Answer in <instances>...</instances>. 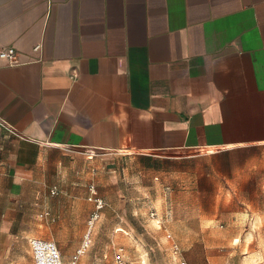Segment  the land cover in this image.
<instances>
[{"label": "crops", "instance_id": "0c3cea01", "mask_svg": "<svg viewBox=\"0 0 264 264\" xmlns=\"http://www.w3.org/2000/svg\"><path fill=\"white\" fill-rule=\"evenodd\" d=\"M8 45L18 63L0 57V120L12 128L0 123V222L14 238L51 220L64 264H80L95 233L125 225L120 186L113 198L94 180L44 179L72 169L78 151L180 173L184 193L197 187L196 202L226 206L238 221L264 205V0H0ZM163 187L165 217L149 213L158 227L172 217ZM121 248L126 256L114 233L107 250ZM172 255L171 264L185 258ZM250 256L255 264L254 253L244 264Z\"/></svg>", "mask_w": 264, "mask_h": 264}, {"label": "rangeland", "instance_id": "374dc122", "mask_svg": "<svg viewBox=\"0 0 264 264\" xmlns=\"http://www.w3.org/2000/svg\"><path fill=\"white\" fill-rule=\"evenodd\" d=\"M90 160L87 154L78 151L67 159L68 164L74 165L72 169L44 174L48 185L67 180H94L99 186H107L106 191L113 198L118 197L119 186L126 193L125 225L112 221L103 230V236L100 232L95 233L93 245L78 253L80 264H113L115 255L107 250V245L112 244L114 233L117 239L119 232L131 264H171V247L174 248L175 244L191 264H244L246 256L252 253L256 256L255 264H264V205L246 206L242 219L238 221L232 218L231 210L226 206H202L196 202L197 187L189 189L191 194L184 193L188 189L184 187L180 173L164 175L144 171L129 158L106 157L100 164ZM93 166L96 168L94 172ZM156 174L160 175L159 180L154 178ZM104 182L115 184L104 185ZM166 183L171 185L169 202L173 204L169 209H172V217L158 227L159 220L155 224L149 213L152 207H156L165 217L166 208L161 196L164 197ZM205 207L211 208L212 212L203 215ZM251 214L254 217L247 219ZM203 216L213 218L208 220ZM29 224L32 227L30 236L55 242L53 221L39 219ZM118 226L127 233L115 231ZM2 228L0 222V264H36L28 240L30 236L14 238L9 230ZM250 231L253 235L248 237Z\"/></svg>", "mask_w": 264, "mask_h": 264}, {"label": "built area", "instance_id": "2783aa9c", "mask_svg": "<svg viewBox=\"0 0 264 264\" xmlns=\"http://www.w3.org/2000/svg\"><path fill=\"white\" fill-rule=\"evenodd\" d=\"M40 46L41 44H37L35 46V49H38ZM0 57L5 59L10 65H15L18 63L17 49L13 45L0 47ZM0 123H2L3 125H6L10 130H12V128L8 126L7 124H5V122H3L2 120H0ZM91 191H92V194L90 196V199H94V201L96 202V207L98 209L102 208L104 206V200L101 197H98L95 195L96 190L93 188V185L91 186ZM152 214H155V212H152ZM97 216H98L97 212L92 214L89 220L90 227L94 223ZM88 244H89V241L86 236L83 241V244L79 248V251H82L83 249H85L88 246ZM31 245H32V249L34 252L36 264H64L60 248L58 247L56 242L46 240L43 238L34 237L31 239ZM173 252L175 254H178L180 252V248L177 244L174 245ZM179 263L180 264H190L183 257L180 258ZM113 264H131V262L124 255L122 248L116 252Z\"/></svg>", "mask_w": 264, "mask_h": 264}, {"label": "bare ground", "instance_id": "6f19581e", "mask_svg": "<svg viewBox=\"0 0 264 264\" xmlns=\"http://www.w3.org/2000/svg\"><path fill=\"white\" fill-rule=\"evenodd\" d=\"M249 263V261H247Z\"/></svg>", "mask_w": 264, "mask_h": 264}]
</instances>
